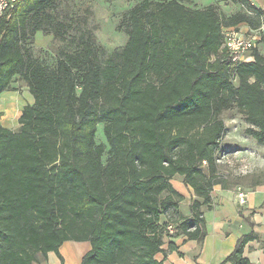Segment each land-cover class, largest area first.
Returning a JSON list of instances; mask_svg holds the SVG:
<instances>
[{
	"label": "trees",
	"instance_id": "16d2710c",
	"mask_svg": "<svg viewBox=\"0 0 264 264\" xmlns=\"http://www.w3.org/2000/svg\"><path fill=\"white\" fill-rule=\"evenodd\" d=\"M192 1L142 0L126 14L124 48L101 60L87 29L55 68L28 43L40 31L65 40L59 0H19L0 18V97L20 77L34 98L16 131L0 112V264L50 253L65 264L60 248L71 241L91 245L81 264H164L166 239L203 244L215 186L241 184L218 163L224 113H242L246 135L264 146V53L232 64L224 49L226 29H263L264 9L224 0L243 10L223 17ZM175 177L193 190L189 216ZM259 240L243 235L221 264H253L245 249Z\"/></svg>",
	"mask_w": 264,
	"mask_h": 264
},
{
	"label": "rangeland",
	"instance_id": "374dc122",
	"mask_svg": "<svg viewBox=\"0 0 264 264\" xmlns=\"http://www.w3.org/2000/svg\"><path fill=\"white\" fill-rule=\"evenodd\" d=\"M141 1L59 0L60 9L57 12L60 13L61 17L59 20L67 22L71 27L68 28V34L64 36L65 40L62 41L49 32L40 31L32 38L28 46L39 62L55 68L59 50L61 51L65 48L73 49L77 44L75 41L77 36L88 29L94 33L96 44L102 49L99 54L101 60H105L126 45L128 40L126 28L124 27L126 14ZM186 5L193 9L217 6L223 17H229L243 10L241 6L224 0H193ZM72 41L76 42V44L72 45ZM257 47H261L264 53V45L259 46L258 42ZM16 97L20 98V101H17L13 106L14 98ZM29 103H34L29 87L20 77H16L11 90L5 94V101L3 102L4 111L10 108V117L14 124L12 130L16 131L19 129L18 117L21 114L22 106ZM222 118L225 121L226 132L220 146L221 150H224L220 155L222 160L219 162L221 173L228 177L229 182L241 183L233 187V190L238 189V187L244 190L245 188L254 190L257 187L264 189V146H259L254 139L246 135V129L249 125L245 122L243 114L238 110L234 109L225 112ZM177 179H174V183L178 181ZM183 210L187 212L185 208ZM172 218H176V216L172 215ZM174 230L173 233H169L171 236H175V227ZM67 246L69 251L72 252L73 249L69 245ZM65 257L67 263L70 264L71 256L66 254ZM55 258L54 260L51 254V258L49 256L46 262L39 255V264H60L58 258L56 256Z\"/></svg>",
	"mask_w": 264,
	"mask_h": 264
},
{
	"label": "crops",
	"instance_id": "0c3cea01",
	"mask_svg": "<svg viewBox=\"0 0 264 264\" xmlns=\"http://www.w3.org/2000/svg\"><path fill=\"white\" fill-rule=\"evenodd\" d=\"M250 1L258 8L264 9V0ZM243 29L247 30L248 27H243ZM5 94L7 92L0 97V112L3 113L1 123L5 128L12 130L14 124L10 117V108H7L6 111L3 109ZM14 101L13 106L17 101H20V98L16 97ZM25 106H22V110ZM20 117L21 114L18 118L20 119ZM174 179L178 181L174 183ZM171 184L184 197L180 203V212L184 216H189L190 204L194 198L193 190L184 184L181 177L173 178ZM240 192L246 195L245 204L239 203L238 193ZM212 199L211 210H206L204 214L208 235L203 244L199 245L197 241H185L184 238L166 239L162 252L156 255V259L164 264H221L234 251L238 240L253 231L260 240L252 241L246 246L245 256L253 264H264V189L257 187L254 190L248 188L244 190L238 187L234 190H224L218 185L212 192ZM184 208L187 212H184ZM171 243L176 247V250H170ZM67 245L73 249L72 252L69 251ZM90 250L89 242L71 241L66 242L60 248V253L65 264H68L66 254L71 256L70 264H81L83 256ZM51 254L55 260L56 255L50 253V258Z\"/></svg>",
	"mask_w": 264,
	"mask_h": 264
},
{
	"label": "built area",
	"instance_id": "2783aa9c",
	"mask_svg": "<svg viewBox=\"0 0 264 264\" xmlns=\"http://www.w3.org/2000/svg\"><path fill=\"white\" fill-rule=\"evenodd\" d=\"M19 0H0V18L5 13L12 11ZM264 29V28H263ZM244 30L240 28H228L225 30L224 49L229 55V61L232 64L250 63L254 61L253 51L257 48L258 42L261 41V31ZM222 160L219 159L218 163ZM240 204L246 203V195L243 192L238 193ZM170 233L175 230L172 226L168 228Z\"/></svg>",
	"mask_w": 264,
	"mask_h": 264
}]
</instances>
